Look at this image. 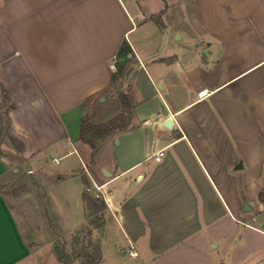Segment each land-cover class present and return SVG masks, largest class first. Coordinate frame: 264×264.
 Masks as SVG:
<instances>
[{"label":"crops","instance_id":"0c3cea01","mask_svg":"<svg viewBox=\"0 0 264 264\" xmlns=\"http://www.w3.org/2000/svg\"><path fill=\"white\" fill-rule=\"evenodd\" d=\"M164 1L142 16L127 0H0V147L14 155H0V180L28 172L69 232L88 223L86 178L105 201L97 264L107 241L142 264H264V0H185L174 21L180 0ZM116 73L130 125L92 152L80 119L123 111ZM15 209L0 192V264H64Z\"/></svg>","mask_w":264,"mask_h":264},{"label":"rangeland","instance_id":"374dc122","mask_svg":"<svg viewBox=\"0 0 264 264\" xmlns=\"http://www.w3.org/2000/svg\"><path fill=\"white\" fill-rule=\"evenodd\" d=\"M129 4H132L133 8L142 16L148 15L149 13H158L159 11H163L166 8V2L164 0H127ZM178 1V0H176ZM189 1V0H187ZM182 2H186L185 0H180L179 2L174 1V9L172 8L168 14L171 18L170 21H174L177 17L178 8L182 7ZM140 5V8H139ZM187 16L191 17L189 14ZM192 19L190 18V22ZM202 53L205 54L204 50H201ZM131 73L135 75V68L131 70ZM117 76V73L115 74ZM120 80L116 78L114 81V87L116 94L119 93L120 90ZM125 90V88L123 89ZM51 156L53 154H50ZM76 155H71L65 159H61L59 163H48L50 168L61 167L64 164H73L76 163ZM25 175L22 177L23 181L28 182V188L26 191H19L17 194H11V184L19 180L20 175ZM4 186L0 187L2 191H4L5 197L12 204L15 209V213L17 215L20 226L23 229L24 235L29 239L32 238V232L35 229H40L41 232L39 239L47 238L51 239L54 243L56 249L60 251V254L67 257L66 260L69 262L67 264H88L92 261V259L88 258L86 254H91L93 256V246L96 245L94 236H84V233H80V229H76L73 231H62L60 227L55 221L53 215H63L62 213H53L50 212V206L47 202V198L45 196L44 190H42L38 185L35 186L34 182L29 178L28 172H17L12 174L9 170V173L1 179ZM90 185V189H91ZM94 192V190H92ZM54 199H56L54 197ZM55 203L58 208L64 210L63 205H59L58 202ZM79 211L73 213V220L80 218ZM77 213V214H76ZM53 214V215H52ZM57 219V218H56ZM58 220V219H57ZM72 220V221H73ZM58 222V221H57ZM32 231H31V230ZM86 232V231H84ZM129 245L128 242L124 243L120 248L112 250V247L108 245V241L104 243V247L106 250V260L105 264H142L140 261L141 256L137 253L135 256H129L128 253L125 252V248ZM113 251V252H109ZM135 251V250H134ZM109 256V257H108ZM108 257V258H107Z\"/></svg>","mask_w":264,"mask_h":264},{"label":"trees","instance_id":"16d2710c","mask_svg":"<svg viewBox=\"0 0 264 264\" xmlns=\"http://www.w3.org/2000/svg\"><path fill=\"white\" fill-rule=\"evenodd\" d=\"M116 78H119V75L114 77V80ZM118 97L122 103L123 111L114 116L111 117L103 122L100 123H93L90 118L89 112H86L82 115L80 119V128H79V139L86 143L92 150V152L96 149L99 142L109 135L112 131L117 129H125L130 125L131 121V109L132 104L129 101V94L127 92H119ZM9 109L4 106V104L0 101V128L1 132L3 134V137L1 139L2 145H9V140L7 138L6 132L9 127L10 119L8 116ZM0 155L6 158L9 162L14 160V155L10 153L6 148L0 147ZM25 175H20V178L18 181L13 182L10 186L11 188V194L15 195L19 191H26L28 188V182L23 181L22 177ZM84 184L86 185L85 189L83 190L81 194L82 201L84 202L85 211H86V217L88 218L87 225H84L80 227V233H84V236H91L92 230L95 228H100L103 225V216H102V210L105 207V201L103 197L99 193H95L92 190H90V183L86 178L83 179ZM4 184L0 180V187H3ZM0 192L5 194L4 191L1 190ZM5 196V195H4ZM261 202L264 203V191H260L258 195ZM8 205L12 208V204L8 201L6 198ZM86 231V232H84ZM54 250L56 255L58 256V259L62 261L64 264H67L69 261L66 260L67 257L60 254V251H58L54 245ZM88 258L92 259V261L88 264H97V262L100 260V250L96 245L93 246V256L89 253L86 254Z\"/></svg>","mask_w":264,"mask_h":264},{"label":"built area","instance_id":"2783aa9c","mask_svg":"<svg viewBox=\"0 0 264 264\" xmlns=\"http://www.w3.org/2000/svg\"><path fill=\"white\" fill-rule=\"evenodd\" d=\"M140 61V60H139ZM110 68L115 70V61L113 60L110 63ZM163 154V150H159L157 154L154 156L156 160L160 159L161 155ZM55 161H57L56 158H54ZM30 172V170H29ZM90 188V187H89ZM93 188L99 189V186H97L95 183H93ZM125 252L128 253L129 256H133L135 251H134V245L132 243H129V245L125 248Z\"/></svg>","mask_w":264,"mask_h":264},{"label":"water","instance_id":"95a60500","mask_svg":"<svg viewBox=\"0 0 264 264\" xmlns=\"http://www.w3.org/2000/svg\"><path fill=\"white\" fill-rule=\"evenodd\" d=\"M204 52L206 53V50H204ZM163 125L165 127L170 128L171 127V120L169 118L165 119L163 121ZM243 206H244V209H250V207L248 206V204L246 203V201H244Z\"/></svg>","mask_w":264,"mask_h":264}]
</instances>
